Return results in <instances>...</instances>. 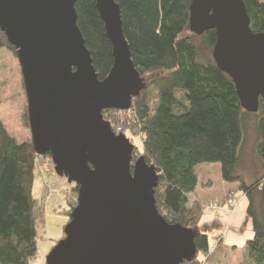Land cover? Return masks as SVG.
Listing matches in <instances>:
<instances>
[{"label":"water","instance_id":"obj_1","mask_svg":"<svg viewBox=\"0 0 264 264\" xmlns=\"http://www.w3.org/2000/svg\"><path fill=\"white\" fill-rule=\"evenodd\" d=\"M78 0H0V29L17 50L35 153L78 188L77 206L45 264H184L197 232L170 224L156 207L159 174L115 133L103 111L129 110L147 85L133 64L116 0H95L113 46L100 80L77 24ZM215 30L212 57L233 79L242 108L264 99V33L243 0H192L190 32Z\"/></svg>","mask_w":264,"mask_h":264},{"label":"trees","instance_id":"obj_2","mask_svg":"<svg viewBox=\"0 0 264 264\" xmlns=\"http://www.w3.org/2000/svg\"><path fill=\"white\" fill-rule=\"evenodd\" d=\"M243 1L252 31L264 33V2ZM116 2L133 64L147 87L129 110H105L104 119L115 133L126 135L131 130L142 138V155H136L135 147L133 163L143 156L155 166L159 174L156 207L170 224L194 231L204 212L196 196L197 167L220 164L222 180L237 184L249 200L247 214L254 236L245 246L246 258L264 264V174L247 184L239 173L251 122L258 139L255 152L264 168V99L257 113L246 112L231 76L202 54L190 32L192 0ZM75 9L93 66L104 80L114 64L105 24L95 0H78ZM216 41L215 30L202 35V46L211 52ZM3 49L17 56L0 29ZM36 156L32 139L18 142L0 122V264H31L38 254L41 216L35 214L33 197ZM195 243L196 257L184 264H199L197 257L208 255L206 234L198 233Z\"/></svg>","mask_w":264,"mask_h":264},{"label":"rangeland","instance_id":"obj_3","mask_svg":"<svg viewBox=\"0 0 264 264\" xmlns=\"http://www.w3.org/2000/svg\"><path fill=\"white\" fill-rule=\"evenodd\" d=\"M260 1L264 2V0ZM194 36V41L205 58L213 60L212 52L202 46V36ZM26 115L28 116V103L21 66L14 53L3 49L0 51V122L18 142L32 139ZM256 133L253 122H251L248 127V137L245 140L246 145L255 142ZM126 135L138 148L136 155H142V138L131 130H128ZM252 145L253 143L246 149V151L249 150L248 158L253 150L255 151ZM204 165V167L208 165L211 167L210 173L214 187L204 194L203 217L194 229V232L206 234L210 245L208 255L200 254L197 257L199 264H252L246 258L245 252L247 242L254 236L252 223L247 214L249 200L242 199L243 193L240 191L236 192V195H228L225 192L226 185L232 184L221 179L220 164ZM244 165L245 160L242 159L240 164L242 170H244ZM36 167L33 197L35 214L38 217L41 216L38 253L48 256L56 244L65 237V228L70 222L69 213H72L77 206L78 188L67 178L58 177L50 155L40 158ZM254 170V172L250 171V175L253 176L252 180L261 173L260 168ZM198 171L203 175L202 168L201 170L198 168ZM235 198L239 204L233 208L229 201Z\"/></svg>","mask_w":264,"mask_h":264},{"label":"crops","instance_id":"obj_4","mask_svg":"<svg viewBox=\"0 0 264 264\" xmlns=\"http://www.w3.org/2000/svg\"><path fill=\"white\" fill-rule=\"evenodd\" d=\"M256 135H257V133H256ZM247 137H248V135H247ZM256 139H255V142H251V143H253V145H252L253 148L255 147V144L257 142ZM251 143H249V145ZM249 145H246V143L244 145L242 159L245 160V165H244V170H242L241 168L239 170V171H241V172H239L240 175L242 176V178L244 179V181L247 184H251L252 182H254L256 179H258L259 177H261L264 174V168H263L262 162L259 160V158L257 157L256 152L254 150L251 153V155H249V158H248L249 150H247L248 151L247 152L246 149H247V147ZM204 166L205 165H200V166L197 167V174H198L199 182H198V186H197V189H196V196H197V198H199L201 200V202L203 204H205L204 203V197H205L204 194H206L208 191H211L213 189V187H214V181L211 179V173H210L211 167H210V165H208L207 167H204ZM198 168H200V170L202 168V170L204 172L203 175H201V173L198 171ZM258 168L261 169V173L259 174V176L257 178L252 180L253 176L250 175L251 174L250 171L253 170V172H254L255 171L254 169H258ZM221 179H222V177H221ZM225 192L228 195L229 194L230 195H236L235 193L239 192L238 185L237 184L226 185ZM191 198L194 200L195 197L191 196ZM244 198H246V197L243 194L242 195V199H244ZM38 252H39V249H38ZM46 255L47 254H43V253L40 255L38 253L36 258L32 261L31 264H45L46 257H47Z\"/></svg>","mask_w":264,"mask_h":264},{"label":"built area","instance_id":"obj_5","mask_svg":"<svg viewBox=\"0 0 264 264\" xmlns=\"http://www.w3.org/2000/svg\"><path fill=\"white\" fill-rule=\"evenodd\" d=\"M43 156L37 155L35 158V162L36 164L39 162L40 158H42ZM229 204L231 207L235 208L238 206L239 202L235 199H230Z\"/></svg>","mask_w":264,"mask_h":264}]
</instances>
